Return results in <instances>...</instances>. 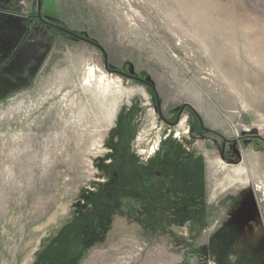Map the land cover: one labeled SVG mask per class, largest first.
<instances>
[{"label":"rangeland","instance_id":"rangeland-1","mask_svg":"<svg viewBox=\"0 0 264 264\" xmlns=\"http://www.w3.org/2000/svg\"><path fill=\"white\" fill-rule=\"evenodd\" d=\"M39 2L0 0V264H264V0Z\"/></svg>","mask_w":264,"mask_h":264},{"label":"water","instance_id":"water-1","mask_svg":"<svg viewBox=\"0 0 264 264\" xmlns=\"http://www.w3.org/2000/svg\"><path fill=\"white\" fill-rule=\"evenodd\" d=\"M63 31H65L66 33H68V34H71L72 36H74V37H76V38H78V39H80V40H84V41H86V42H89V43H91L90 41H88L87 39H84V38H82V37H80V36H78V35H76V34H74V33H72V32H70V31H68V30H64L63 29ZM134 79H136V78H134ZM136 80H139V81H141L140 79H136ZM180 114H181V112L178 114V116H177V119H179V117H180ZM160 117H161V119L163 120V121H165L166 123H168L166 120H164V118L162 117V115L160 114ZM168 124H172V123H168ZM173 125V124H172Z\"/></svg>","mask_w":264,"mask_h":264},{"label":"flooded vegetation","instance_id":"flooded-vegetation-1","mask_svg":"<svg viewBox=\"0 0 264 264\" xmlns=\"http://www.w3.org/2000/svg\"><path fill=\"white\" fill-rule=\"evenodd\" d=\"M39 7H40V2H39V0H38L37 8L39 9ZM37 18H39V20L41 19V21H43L41 17H38V16H37ZM179 118H180V117H179ZM178 120H179V119H178ZM173 125H175V124H173Z\"/></svg>","mask_w":264,"mask_h":264}]
</instances>
